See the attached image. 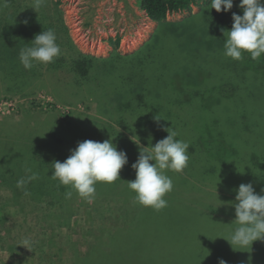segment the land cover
Returning a JSON list of instances; mask_svg holds the SVG:
<instances>
[{"label": "trees", "instance_id": "16d2710c", "mask_svg": "<svg viewBox=\"0 0 264 264\" xmlns=\"http://www.w3.org/2000/svg\"><path fill=\"white\" fill-rule=\"evenodd\" d=\"M139 1L147 18L157 23V29L137 53L118 56L120 62L128 60L127 67L121 64L119 70L115 57L101 62L78 50L68 35L58 1L54 10L58 16L56 23L51 18L48 20L45 4L33 13V0H0V89L22 93L38 84L42 74L40 63H34L31 70H26L18 57L22 48L31 46L36 34L48 29L54 31L57 44L62 35L65 37L60 46L62 53L48 67L53 70L68 68L74 74L75 87L78 90L85 89L93 96L97 95L96 89L102 76L113 81V84L117 83L118 77V86L121 91L124 90L123 83L128 82V78H124L129 75L128 71L132 72L130 78H138V87L145 89L142 80L152 78L151 68L157 65L154 75L161 76L162 93L151 95L145 92L147 97L139 94L136 100L146 98L143 101L145 110L152 117H139L140 122H146V125L151 121L152 124L161 123L162 127H171L170 130L176 131L183 123L190 124V129L177 135V139L189 144L188 166L183 173H173L186 177L185 186H195V190L200 189V184L204 186L208 182L235 191L239 186L230 183V180L242 183L248 178L249 181L242 184L251 183L258 192H262L264 55L259 60H253L245 52L239 61L224 55L226 37L222 30L231 29L232 13L243 15L242 9L238 7L240 0H233L230 11L219 13L211 8V0ZM193 6H200L198 14L182 22L167 21L170 14L191 10ZM119 45L120 38L114 43L116 48ZM120 110L115 118L110 119L118 122L124 130L134 132L128 129V120L124 118L123 109ZM131 110L139 116L137 106ZM102 114L106 116L107 113ZM0 165L8 170L7 174L17 172L15 170L28 172L31 169L30 175H38L37 179L28 181L31 192L26 191L25 194L30 204L36 203L34 210L39 211L37 218L44 222L43 225L37 224L40 230L36 236L39 237L32 243L31 249L35 254L38 253L40 261L45 260L47 254H52L53 249L47 245L53 243L47 244L46 237L59 232L56 234L59 237L56 244L62 247L64 257L71 264H219L221 259L228 264H246L241 254V250L246 247L240 250L237 246V253L230 252L227 257L216 255L208 261L206 256L182 253L173 244L172 241L186 237L189 232L195 235L205 228L216 227L219 222L217 216L202 209H190L189 212L186 209L178 219L176 209L169 203L156 211L139 205L132 191L128 199L109 198L112 193L103 196L100 186L96 187L95 199L88 202L98 218L90 230L97 237L88 241L89 249L81 255L69 232L62 231L69 217L67 206L62 208L63 203L74 199L80 201L81 198L75 192L71 198H66L65 193L71 189L52 179L51 165L41 158L30 155L25 160L22 156L19 167L5 163ZM31 193L45 197V207L37 203ZM186 214L193 216V220ZM159 215L162 219H158ZM48 219L52 225L45 222ZM224 223L225 234L230 236L237 225L226 219ZM159 237L168 244L159 245ZM5 238H1L2 249L12 254L14 247H8ZM102 249L107 252L102 253ZM255 249H261V246Z\"/></svg>", "mask_w": 264, "mask_h": 264}, {"label": "rangeland", "instance_id": "374dc122", "mask_svg": "<svg viewBox=\"0 0 264 264\" xmlns=\"http://www.w3.org/2000/svg\"><path fill=\"white\" fill-rule=\"evenodd\" d=\"M57 1L60 3L58 7L62 10L68 35L78 50L96 57L101 62L103 59L109 60L115 57L118 59L115 60V64L119 70L122 68L119 65L126 64L128 60L120 62L118 56L137 53L152 38L157 29V23L147 18L139 0H45L44 8L48 14L47 18L48 20L51 18L56 23L58 16L54 10ZM34 12H36L35 9H33ZM199 12L200 6H193L191 10L170 14L167 21L182 22ZM119 38L120 45L116 48L114 43ZM60 39L59 46L65 37L62 35ZM39 66L42 74L39 75L38 84L28 91L14 93L5 88L0 89V164L19 167L22 156L27 160L31 155L49 163L52 169V163L66 160L70 150L76 148L78 142L84 140L103 142L111 139L118 150L126 152L128 163L122 168L120 179L110 184L97 183L96 187H101L100 192L103 196L112 193L109 198L128 199L131 191L127 182L135 179V170L131 165L136 162L139 154L135 142L140 141V146L143 147L154 146L157 141L168 135L165 131L167 127H162L161 123L152 124L150 121L146 125V122H140L139 117L146 119L152 116L145 110L143 101L146 98L141 99L142 101L138 100L140 98L136 100L139 94L147 97L146 93L151 95L162 93L161 76L154 75L157 65L151 68L152 78H143L142 84L145 89L138 87L137 77H129L131 71H128L129 75H125L124 79L128 78V82L123 83L125 89L122 91L118 86L120 85L118 77L116 85L113 81L110 82L107 78L100 76L96 96L89 94L85 89L78 90L75 87L74 74L68 68L53 70L48 67V64L41 63ZM126 67L123 69L126 70ZM136 106L139 109V116L133 114L131 110ZM120 109H123L124 118L131 125H127L128 129H133L134 132L124 130L118 122L115 123L110 119L115 118L116 114L122 111ZM102 113L107 114L104 116ZM185 123L177 128L178 134L191 128L188 122ZM141 127L142 130H140ZM15 171L17 172L7 174L8 170L0 165V264H71L64 257L62 247L56 244L59 241L56 234L59 232L46 237L47 244L53 243L52 247L50 245L47 247L53 250L52 254L46 255L45 260L40 261L38 253L35 254L31 250L32 243L39 237L36 236L40 230L39 225H43L44 222L37 218L39 211L34 210L36 203L30 204L25 194L26 191H30L29 183L27 182L23 187H17V181L21 178L27 180L31 171ZM166 175L173 181V190L167 193L164 199L174 206L178 219L186 209L188 212L190 209H202L217 216L219 220L216 227L206 225L208 228L195 235L189 232L186 237L172 241L175 247L188 255L206 256L208 261L210 257L216 255L227 257L230 252L237 253V246L232 247L226 240L229 236L225 234L224 223V219L234 222L236 218L234 208L236 192L208 182L204 186L200 184L198 186L200 189L195 190V186H185L186 177L178 176L172 171H166ZM245 181L247 183L248 178ZM230 183H236L238 186L242 184L234 180H230ZM255 187L253 186L257 194L264 195V192H258ZM31 197L45 207V197L33 195V193ZM26 203L29 204L26 205ZM64 206H67L69 210V217L67 224H63L62 231L69 232L80 254L84 255L89 249L91 239L97 237L92 235L90 230L93 224L96 225L98 218L88 202L82 199L64 202L62 208ZM186 215L193 220V216ZM158 219H162L160 215ZM45 222L52 225L49 219ZM3 236L6 237L5 243L8 247H14L12 254L2 249ZM25 240L29 242L27 245L24 244ZM158 244L168 243L159 237ZM259 246L261 249H255ZM106 252L102 249V253ZM241 252L246 264H264V241H254ZM21 259H23L22 262H20Z\"/></svg>", "mask_w": 264, "mask_h": 264}, {"label": "clouds", "instance_id": "9594fccd", "mask_svg": "<svg viewBox=\"0 0 264 264\" xmlns=\"http://www.w3.org/2000/svg\"><path fill=\"white\" fill-rule=\"evenodd\" d=\"M44 3L45 0H33V9L38 10ZM238 7L243 15L232 13L231 29L222 30L226 37L224 55L239 61L247 52L251 59L259 60L264 55V0H240ZM211 8L217 13L228 12L233 8V0H211ZM60 54L56 35L48 29L36 34L31 46L22 48L18 58L26 70H31L34 63H53ZM170 128L165 129L168 135L154 146L143 147L140 141L135 142L139 152L136 162L131 165L135 179L127 182L129 190L135 193L136 202L156 211L167 206L164 197L173 190V181L166 171L182 172L189 161V144L177 139L178 133ZM127 163L126 152L118 150L111 139L103 142L84 140L70 150L66 160L52 163L51 177L71 189L65 193L66 198H71L75 192L91 203L95 199L96 184H110L120 179V172ZM37 178L38 175L32 173L27 180H18L17 187ZM235 191L234 222L237 227L226 240L232 247H247L254 241H264V195L257 194L251 183L241 184ZM28 243L24 241L25 245ZM219 264H226V261L221 259Z\"/></svg>", "mask_w": 264, "mask_h": 264}]
</instances>
